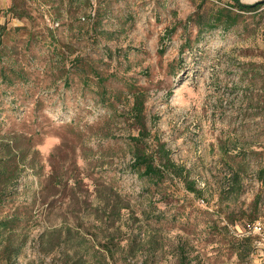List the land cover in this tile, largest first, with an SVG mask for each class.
<instances>
[{"label": "rangeland", "instance_id": "374dc122", "mask_svg": "<svg viewBox=\"0 0 264 264\" xmlns=\"http://www.w3.org/2000/svg\"><path fill=\"white\" fill-rule=\"evenodd\" d=\"M242 2L261 7L0 0V136L24 168L0 264H264V235L241 244L264 225V0ZM161 144L198 192L133 165Z\"/></svg>", "mask_w": 264, "mask_h": 264}, {"label": "trees", "instance_id": "16d2710c", "mask_svg": "<svg viewBox=\"0 0 264 264\" xmlns=\"http://www.w3.org/2000/svg\"><path fill=\"white\" fill-rule=\"evenodd\" d=\"M234 6L238 8L240 11H253L257 10L261 7V3L257 4H246L242 2V0H233ZM208 21H214L210 25V28L218 27L219 23H228L234 25L237 23V17L229 15L225 12L218 14L217 17H213ZM144 102L140 101V98L137 99V114L142 115L143 113ZM140 119V118H139ZM15 131H10L3 136H0V189H7L9 181L18 179L21 175V172L24 168H20V161L15 159L14 148L17 146V137L14 134ZM150 136L149 132H147L146 127L143 126L141 129L139 136H131V140L140 142L143 139H146ZM15 160V162H14ZM134 166L137 167L142 172L143 176L148 178L155 179L157 181H164L166 178H177L182 179L186 182L187 187L193 191L198 192L199 190L196 188L194 181L189 179L188 170L182 164H178L175 162L171 156L169 150L165 148L163 144L160 145L157 151V157L147 152H143L139 150L134 155ZM5 197L0 198V209L6 204L4 201ZM19 218L15 213L0 215V251L3 253L10 252L13 232L15 227L18 225ZM250 237L241 242L244 246V242L247 240H251ZM21 248H17L16 255H19ZM106 251L114 256V250L108 246ZM67 254L72 257L73 264H84L83 258L85 256H89L90 253H84L82 250L73 249L68 251ZM9 256V259H11ZM83 261L82 263H79ZM88 263V262H86ZM85 263V264H86Z\"/></svg>", "mask_w": 264, "mask_h": 264}, {"label": "built area", "instance_id": "2783aa9c", "mask_svg": "<svg viewBox=\"0 0 264 264\" xmlns=\"http://www.w3.org/2000/svg\"><path fill=\"white\" fill-rule=\"evenodd\" d=\"M244 231L248 237L252 235H264V225L260 221L248 223L245 225Z\"/></svg>", "mask_w": 264, "mask_h": 264}, {"label": "bare ground", "instance_id": "6f19581e", "mask_svg": "<svg viewBox=\"0 0 264 264\" xmlns=\"http://www.w3.org/2000/svg\"><path fill=\"white\" fill-rule=\"evenodd\" d=\"M247 1H251V0H247Z\"/></svg>", "mask_w": 264, "mask_h": 264}]
</instances>
